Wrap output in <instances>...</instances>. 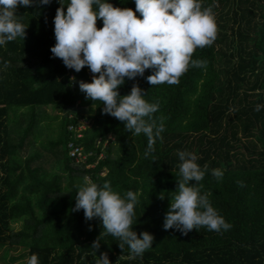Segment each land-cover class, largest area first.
Masks as SVG:
<instances>
[{"label": "trees", "instance_id": "trees-1", "mask_svg": "<svg viewBox=\"0 0 264 264\" xmlns=\"http://www.w3.org/2000/svg\"><path fill=\"white\" fill-rule=\"evenodd\" d=\"M108 2L135 10V0ZM61 3L66 11L69 0ZM203 4L216 5L218 27L214 43L193 54L203 67L190 65L178 84L154 86L147 81L154 70L146 69L118 88L123 96L138 84L159 105L153 116L163 139L148 157L146 135H133L80 91L79 81L92 80L89 68L76 72L53 57L59 0L17 9L26 38L0 45V249L20 247L27 260L38 254L39 264H96L103 252L110 264H264V107L255 111L264 106V0ZM83 120L88 125L80 132ZM71 145L88 160L76 163ZM180 151L208 165L201 194H209L229 230L164 229L181 179ZM216 168L222 179L212 175ZM85 176L100 186L110 182L122 197L138 194L133 230L154 236L142 257L130 259L129 247L105 234L100 217L85 220L82 209L72 211ZM17 222L22 229L12 228Z\"/></svg>", "mask_w": 264, "mask_h": 264}, {"label": "clouds", "instance_id": "clouds-1", "mask_svg": "<svg viewBox=\"0 0 264 264\" xmlns=\"http://www.w3.org/2000/svg\"><path fill=\"white\" fill-rule=\"evenodd\" d=\"M59 2L54 17L53 57L60 58L67 68L76 72L85 66L89 68L92 80L79 81L80 91L93 103L100 101L103 113L121 121L133 135H146L145 157H148L155 150L156 139H163V124L157 125L153 116L159 105L148 102L138 84H133L130 93L123 96L118 88L124 85L125 78L143 76L146 69L154 70L147 77L154 86L178 84L190 65L203 67L202 61L192 57L197 48L211 46L217 38L213 12L216 5L205 7L203 0H135L133 10L116 7L108 0H69L65 11V4ZM50 3L51 0H0V45L17 38L25 40L28 26L18 18L19 7ZM98 19L103 21L100 28ZM261 107L264 106L257 105L255 111ZM178 156L181 179L165 215L164 229L174 228L184 235L201 227L216 232L229 230L232 225L212 206L209 194H201L199 182L208 165L202 168L193 152L180 151ZM212 175L219 180L224 172L216 168L212 169ZM74 199L72 211L82 209L85 220L100 217L105 234L116 238L121 249L125 245L129 247L130 259L142 257L153 246V234L143 231L138 235L133 230L137 193L129 190L122 197L112 190L110 182L100 186L85 176ZM91 247L96 252L100 240L97 238ZM27 264H39L38 254H32ZM96 264H110L107 252L99 255Z\"/></svg>", "mask_w": 264, "mask_h": 264}, {"label": "rangeland", "instance_id": "rangeland-1", "mask_svg": "<svg viewBox=\"0 0 264 264\" xmlns=\"http://www.w3.org/2000/svg\"><path fill=\"white\" fill-rule=\"evenodd\" d=\"M46 112L49 113L48 110H46ZM83 123L85 125L81 126V128L79 129L80 132H81V130L85 129L86 126L88 125V122H86L84 120H83ZM50 136L52 137L51 134L50 135L48 134L47 138L50 139ZM45 138H46V135H43V137H41V141L45 142L46 141ZM35 166H38V163L35 164ZM22 227H23L22 222L12 223V228H14L15 230L22 229ZM5 252H6V250L4 248L0 249V264H11V262H12L11 258L14 257V256H21V257H19V259H17L15 261V264H24V263H26L27 258L25 257V255L22 256V254H25L24 249L19 247L17 249L13 248L8 253H5Z\"/></svg>", "mask_w": 264, "mask_h": 264}, {"label": "built area", "instance_id": "built-area-1", "mask_svg": "<svg viewBox=\"0 0 264 264\" xmlns=\"http://www.w3.org/2000/svg\"><path fill=\"white\" fill-rule=\"evenodd\" d=\"M71 158L76 162V163H83L88 160V155L84 153V150L82 148H76L74 145H71Z\"/></svg>", "mask_w": 264, "mask_h": 264}]
</instances>
